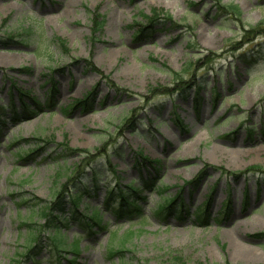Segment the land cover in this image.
I'll use <instances>...</instances> for the list:
<instances>
[{"label": "rangeland", "instance_id": "1", "mask_svg": "<svg viewBox=\"0 0 264 264\" xmlns=\"http://www.w3.org/2000/svg\"><path fill=\"white\" fill-rule=\"evenodd\" d=\"M221 4L241 16L216 0H0V264H264V0ZM130 185L144 215L117 221L106 198ZM77 194L101 224L44 229V208Z\"/></svg>", "mask_w": 264, "mask_h": 264}, {"label": "trees", "instance_id": "2", "mask_svg": "<svg viewBox=\"0 0 264 264\" xmlns=\"http://www.w3.org/2000/svg\"><path fill=\"white\" fill-rule=\"evenodd\" d=\"M219 5H220V9H219V14L220 16L223 17H240L241 16V12L240 9L235 6V5H222L221 1L222 0H216ZM155 18L160 19V20H164V21H168L169 15L165 14L164 12H161L159 14H155ZM152 19L150 18L149 21H151ZM152 22V21H151ZM62 45H65L64 42H61ZM20 95L22 97L21 99V104L28 106L25 102V100L29 99V93L28 92H20ZM54 95V91L52 94V97ZM85 102L83 101H78L76 104H74V108H76L78 105L84 104ZM87 103V102H86ZM36 107L41 110V106H37ZM72 107V109H73ZM5 111V107H0V120H2V113H4ZM11 111L14 113V116L12 118L13 122H20V120H17V117H19L18 112L16 111L15 108H11ZM24 116H26V118L24 119L25 121L27 120H31L34 119V112L30 111L29 109L25 108V111H23ZM37 114V113H35ZM23 120V121H24ZM3 123H5V121L3 120ZM1 133V132H0ZM32 153H30L27 157L23 158V161L27 160V158H31ZM139 157H141V159H143V161H149L151 162L147 157H145L144 155H142L141 153H139ZM152 163H157V162H152ZM145 183V187L147 189H151L154 187L155 182H153L152 180L150 181H144ZM131 192L133 193V196L131 194H129L128 196L126 194L121 193V198L118 199L115 197V194L109 193L108 197L106 198V202H107V207L106 209L108 211H110L113 216L117 219V221H122V220H128V221H132L135 218H142L143 217V211L141 209V207L138 205V199H141L139 197L140 193H138V189L134 188L132 185H130L128 187ZM81 194H77L75 198H71L70 197V202L73 206V210L72 211H67L66 208L63 207L62 204L58 203H53L51 202L50 205L46 206L44 208V212H43V220H45L44 224H43V228L46 229L47 231L49 230H55L58 231L61 229V226H63L61 223L58 222V220H65L66 223L68 225H70L71 223H77L79 224L81 227L85 228V227H90L89 223H97V224H101V219L98 217V213L95 214V216L93 215L88 217V216H79L78 217V208L80 206V202H81ZM179 198L176 196L175 198H173L172 200L170 199H165L164 202L165 204L161 207H159L158 211H157V215L158 216H165L169 210H171L173 208L174 205H176L178 203ZM177 211H179L178 216H183V212L188 213L189 210L187 209V207L184 204L178 205L177 207ZM55 215V216H54ZM168 216V215H166ZM196 216V222L197 224H199V226L202 225H207V219H208V211L206 209H199V211L197 212ZM219 223H221V219H218ZM27 225V224H26ZM29 227H32L31 225H29ZM59 232V231H58ZM36 237L37 235H33L32 239H31V243L33 244V247L31 248H27L26 250V255L25 257L27 259H30L31 256L33 254H35V241H36ZM54 243L55 246V250L56 251H60V252H64V250L61 249L60 246V241L58 239H54ZM73 255L78 256V253H76L75 251L72 253ZM122 251L120 250L119 252H116L115 250L112 249V251L110 252L111 257L113 256H117V255H121ZM34 258H36V254L33 256ZM32 257V258H33ZM33 258V259H34Z\"/></svg>", "mask_w": 264, "mask_h": 264}, {"label": "bare ground", "instance_id": "3", "mask_svg": "<svg viewBox=\"0 0 264 264\" xmlns=\"http://www.w3.org/2000/svg\"><path fill=\"white\" fill-rule=\"evenodd\" d=\"M246 257L251 261H260L259 249L249 247L246 253Z\"/></svg>", "mask_w": 264, "mask_h": 264}]
</instances>
